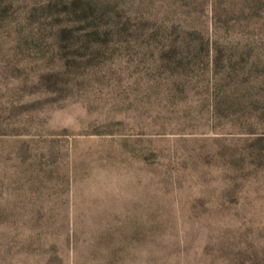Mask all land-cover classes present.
<instances>
[{
    "label": "rangeland",
    "instance_id": "1",
    "mask_svg": "<svg viewBox=\"0 0 264 264\" xmlns=\"http://www.w3.org/2000/svg\"><path fill=\"white\" fill-rule=\"evenodd\" d=\"M0 264H264V0H0Z\"/></svg>",
    "mask_w": 264,
    "mask_h": 264
}]
</instances>
